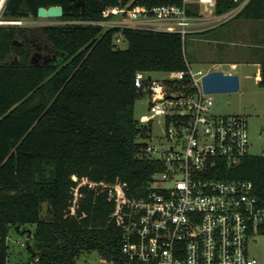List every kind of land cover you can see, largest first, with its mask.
I'll list each match as a JSON object with an SVG mask.
<instances>
[{"label": "trees", "instance_id": "trees-1", "mask_svg": "<svg viewBox=\"0 0 264 264\" xmlns=\"http://www.w3.org/2000/svg\"><path fill=\"white\" fill-rule=\"evenodd\" d=\"M180 0H7L2 17H35L38 6L59 4L61 23L0 24V264L8 260L11 227L32 226L27 241L37 264H76L84 251L119 257L121 229L111 217L112 187L143 196L158 160L145 154L146 124L134 115L143 93L137 71L186 67L179 33L129 25L104 28L114 5L131 8ZM233 5L217 0L216 11ZM197 13V6L188 10ZM237 16L264 17V0H249ZM120 33L127 46L120 48ZM16 39L21 43H14ZM53 52L48 61L40 52ZM25 55L18 64L12 56ZM33 55L36 60L30 58ZM260 84L264 85V61ZM76 175V180L72 175ZM225 178H250L264 196V158L247 156ZM82 180L74 200L73 187ZM47 204L45 215L43 203Z\"/></svg>", "mask_w": 264, "mask_h": 264}, {"label": "built area", "instance_id": "built-area-1", "mask_svg": "<svg viewBox=\"0 0 264 264\" xmlns=\"http://www.w3.org/2000/svg\"><path fill=\"white\" fill-rule=\"evenodd\" d=\"M6 1L0 0V24L21 22L2 17ZM232 1L222 11H216L217 0L140 8L117 4L106 13H119V19L90 22L116 20L119 25L175 31L184 44L193 26L224 22L249 0ZM193 6L196 14L188 12ZM207 71L187 62L185 68L166 71L160 78L136 72L134 83L147 95L149 109L164 116V138L146 142L144 150L161 169L152 174L146 193L136 198L118 184L100 183L115 191L111 217L121 229V255L101 257L107 264H264L250 248L264 237V196L255 192L250 178L222 176L247 156L264 158V128L258 131L261 152L250 153L246 116L212 112V92L202 87ZM84 183L99 182L79 181L72 188L74 200Z\"/></svg>", "mask_w": 264, "mask_h": 264}, {"label": "rangeland", "instance_id": "rangeland-1", "mask_svg": "<svg viewBox=\"0 0 264 264\" xmlns=\"http://www.w3.org/2000/svg\"><path fill=\"white\" fill-rule=\"evenodd\" d=\"M121 14L117 13L112 16V19H119ZM21 22L13 23L17 25H39L48 23H61L62 20L58 17H23L20 18ZM247 20L248 23H255L260 25L264 29V17L259 20L239 18L237 16L226 20V22L219 26L215 32H209L199 35L198 33H188L184 41V51L188 63L194 68H202L204 70L221 69L224 72L228 70H234L230 63H213V60L221 58L225 55L229 58H240L245 53V50L255 51L257 45L256 41H259L258 36H251L252 41L241 42V36H233L230 31L234 25L240 26L241 22ZM113 22H103L101 25L104 28L113 25H119L116 20ZM112 23V24H111ZM5 24V23H2ZM209 25V24H207ZM121 26V25H120ZM223 30V31H222ZM229 32V33H227ZM231 32V33H230ZM213 35H216L213 38ZM115 42L120 48H125L127 42L120 33L115 36ZM240 39V40H239ZM264 39V37H263ZM233 40V43L230 41ZM255 42V43H252ZM263 42V41H262ZM264 44V42L262 43ZM222 49V52L220 51ZM18 57L16 56L15 59ZM237 72H239V87L233 91H217L212 92L213 106L212 112L215 114H240L247 118V126L250 133V140L252 145L249 148L250 153H260L262 149V139L258 135V131L261 127L264 128V85L260 84L257 76L255 75V64L247 60H240ZM261 70V66H260ZM150 74L154 78H160L166 76V71H150ZM149 99L146 94H142L135 101L134 115L139 123H146V135H138L137 141H145L152 143H159L164 138V116L158 111L150 110L148 107ZM46 202L43 203L42 214L45 215ZM26 226H20V230H16L14 227L10 228L7 244H8V260L6 264H37L36 257L31 255L29 248L27 247V241L32 243L31 238H28L30 225L28 229ZM251 254L261 262H264V237H258L255 244L250 246ZM76 264H107L95 250L84 251L76 259Z\"/></svg>", "mask_w": 264, "mask_h": 264}, {"label": "crops", "instance_id": "crops-1", "mask_svg": "<svg viewBox=\"0 0 264 264\" xmlns=\"http://www.w3.org/2000/svg\"><path fill=\"white\" fill-rule=\"evenodd\" d=\"M235 16H237V15H235ZM237 17H239V16H237ZM239 18H243V17H239ZM262 18L263 17L258 18V19H252V20H259ZM245 19H248V18H245ZM225 22L226 21L218 23V24H214V25L204 24V25H200V26H198V25L193 26V30L189 33L194 34L195 32L196 33L199 32V35H201V33L204 35L206 33H209L210 31L215 32L214 30H216L219 26L223 25ZM243 22H244V25H242V22H241L239 27L238 26L236 27V25H234V27L230 30L232 32V34H231L232 37L233 36L234 37L235 36H241L242 37V38H240L241 42L243 39H244L243 41L249 42V41L253 40L251 38V36L253 37L255 35V36H258L260 38L259 41H256L258 44L260 43V46L257 45V48L253 52L249 51V50H245V53L243 55H241L240 58H236V59L233 58L232 59V58L226 57L225 55L224 56L222 55L221 58H217V60L216 59L213 60V63H216V65L219 63H225V62L230 63L231 67H234L235 69L233 71L228 70V72L237 73L238 77H239V72H237L236 69L239 68L238 65L241 62L240 60H242V61L247 60V61L255 64L256 68H255L254 73L257 76V79L259 80L260 79L261 62L264 61V44H262L264 42V39H263L264 29L260 25H256L255 23H253V24L248 23L247 20H245ZM227 33H229V32H227ZM215 37H216V35H213V38H215ZM230 42L233 43V40H231ZM252 43H255V42H252ZM220 51L222 52V49H220Z\"/></svg>", "mask_w": 264, "mask_h": 264}, {"label": "water", "instance_id": "water-1", "mask_svg": "<svg viewBox=\"0 0 264 264\" xmlns=\"http://www.w3.org/2000/svg\"><path fill=\"white\" fill-rule=\"evenodd\" d=\"M63 13V8L59 4L48 6H38L36 15L40 17H59ZM14 43H21L14 39ZM17 59H12L13 62L24 64L26 62L25 55H18ZM202 87L206 92L217 91H233L239 87V77L237 73L224 72L221 69H211L202 76ZM75 179L76 175H72Z\"/></svg>", "mask_w": 264, "mask_h": 264}, {"label": "flooded vegetation", "instance_id": "flooded-vegetation-1", "mask_svg": "<svg viewBox=\"0 0 264 264\" xmlns=\"http://www.w3.org/2000/svg\"><path fill=\"white\" fill-rule=\"evenodd\" d=\"M16 56H12V59H15ZM31 59L33 60H36V58L31 55L30 56ZM54 58V53L53 52H47V51H44V52H40L39 53V59L42 60V61H48V60H51Z\"/></svg>", "mask_w": 264, "mask_h": 264}]
</instances>
